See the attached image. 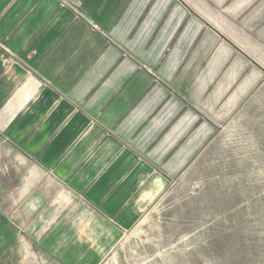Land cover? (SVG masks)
Returning a JSON list of instances; mask_svg holds the SVG:
<instances>
[{"label":"rangeland","instance_id":"1","mask_svg":"<svg viewBox=\"0 0 264 264\" xmlns=\"http://www.w3.org/2000/svg\"><path fill=\"white\" fill-rule=\"evenodd\" d=\"M263 3L180 4L189 22L180 20L167 47L181 55L175 70L188 72L170 96L182 94L175 92L182 85L187 98L171 111L172 131L146 129L137 139L135 130L127 137L144 152L155 150L163 178L130 228H116L53 182L41 180L31 193L46 201L28 203L21 184L8 187L14 197L8 201L1 168L0 264H264ZM0 49L8 65L23 63ZM54 225L62 232L56 250L45 242Z\"/></svg>","mask_w":264,"mask_h":264},{"label":"crops","instance_id":"2","mask_svg":"<svg viewBox=\"0 0 264 264\" xmlns=\"http://www.w3.org/2000/svg\"><path fill=\"white\" fill-rule=\"evenodd\" d=\"M176 1L0 0V45L23 61L8 65L0 49L6 200H14L8 187L21 184L28 203L46 201L31 194L42 180L64 185L118 229L136 223L163 178L155 150L145 153L127 137L173 130L172 112L187 92L181 85L174 98L170 90L188 71L175 70L181 55L167 43L180 20L189 22L180 4H206ZM60 226L45 236L49 249L60 248Z\"/></svg>","mask_w":264,"mask_h":264}]
</instances>
